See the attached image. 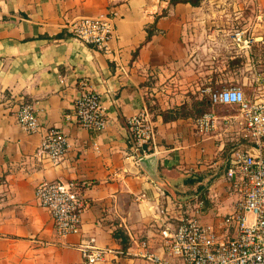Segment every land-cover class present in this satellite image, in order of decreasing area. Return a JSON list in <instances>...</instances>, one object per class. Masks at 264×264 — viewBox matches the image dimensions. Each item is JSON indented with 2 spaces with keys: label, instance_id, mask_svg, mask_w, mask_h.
<instances>
[{
  "label": "crops",
  "instance_id": "0c3cea01",
  "mask_svg": "<svg viewBox=\"0 0 264 264\" xmlns=\"http://www.w3.org/2000/svg\"><path fill=\"white\" fill-rule=\"evenodd\" d=\"M205 3L0 0V264H83L78 245L89 238L105 250L93 264H161L144 257V249L165 264H181L166 249L180 218L195 215L203 224L219 223L233 210L237 195L226 170L235 149L254 151L237 121L228 122L238 116L237 108L213 110L216 123L208 134L197 130L196 116L168 121L161 116L207 96L208 86L255 81L247 68L234 70L224 59H208V52L221 54L229 46L227 28L209 30L212 19H226L228 13L208 10ZM109 10L117 14L110 53L69 34L73 19ZM84 77L106 109L100 132L75 120L77 82ZM18 98L34 104L37 132L18 125ZM150 100L156 101L149 110L155 140L147 156H156V180L140 166L126 124L129 116L149 108ZM54 126L68 141L57 163L36 155L43 132ZM42 180L80 185L87 205L78 232L56 237L52 218L34 193ZM198 201L202 206L196 208ZM114 232L127 236L125 251Z\"/></svg>",
  "mask_w": 264,
  "mask_h": 264
},
{
  "label": "built area",
  "instance_id": "2783aa9c",
  "mask_svg": "<svg viewBox=\"0 0 264 264\" xmlns=\"http://www.w3.org/2000/svg\"><path fill=\"white\" fill-rule=\"evenodd\" d=\"M256 5L257 0H249ZM116 12L109 10L93 16H80L68 23L69 34L80 42L103 53H110ZM243 31L234 33V40L248 46L251 38L242 40ZM257 79V78H256ZM79 94L74 102L77 123L93 132L102 131L107 124L106 109L101 94L87 78L77 82ZM212 105L235 106L240 135L254 151L237 149L233 153L226 177L237 195L233 210L219 223L203 224L196 216H183L166 241L167 252L181 264H264V92L253 88L250 95L236 85L204 89ZM15 116L20 128L28 133L40 128L39 117L32 102L18 98ZM69 114L65 117L69 118ZM195 127L208 134L216 123L213 110L195 117ZM129 141L138 156L146 157L147 148L154 143L155 130L146 107L126 119ZM68 141L58 127H48L42 135L36 155L57 163L66 154ZM38 204L50 214L57 238H65L80 230L81 213L87 202L80 185L73 180H42L34 189ZM202 206L198 201L196 208ZM83 264H93L104 257L105 250L94 239L78 245ZM149 260L165 264L157 255L144 249Z\"/></svg>",
  "mask_w": 264,
  "mask_h": 264
},
{
  "label": "rangeland",
  "instance_id": "374dc122",
  "mask_svg": "<svg viewBox=\"0 0 264 264\" xmlns=\"http://www.w3.org/2000/svg\"><path fill=\"white\" fill-rule=\"evenodd\" d=\"M208 10L223 11L228 13L226 19H212L210 24V32L216 28L223 26L228 29L227 36L229 46L226 51L219 54L218 52H208V59H224L229 62L230 69L236 70L239 68H247L246 75L255 76L254 83H227L228 85H236L243 89L246 95H250L253 88H259L264 92V0H257V4H252L249 0H208ZM221 24V25H220ZM243 31L242 40L251 38L248 46H244L242 42L238 44L234 42V33ZM209 53L211 55L209 56ZM257 78V79H256ZM245 82V81H242ZM194 100L186 105L187 112H194L192 108ZM156 101L150 100L148 111L153 108ZM180 105V106H181ZM151 107V108H150ZM229 113L235 112L230 106H214L211 105L210 110L221 113L226 111ZM209 182V181H208Z\"/></svg>",
  "mask_w": 264,
  "mask_h": 264
},
{
  "label": "trees",
  "instance_id": "16d2710c",
  "mask_svg": "<svg viewBox=\"0 0 264 264\" xmlns=\"http://www.w3.org/2000/svg\"><path fill=\"white\" fill-rule=\"evenodd\" d=\"M201 1L202 0H169V5H173L175 3H188L192 6H199ZM164 13H166V11ZM149 38H150V32H148V36L146 37V40ZM211 105L212 104L210 103L209 98L207 96H203L199 100H194L192 104V108L194 112H187V110H185L186 105H181L178 112H174L173 110H167L164 112L162 111L161 116H162L163 121L173 120L179 116H187V115L199 116L202 113L209 111L211 108ZM147 151L150 152L151 148H147ZM196 188L197 190L204 191V187L201 185L197 186ZM113 235L114 237H120V241H119L120 248L121 250L125 251L127 247L129 246V240L127 236L119 232H114Z\"/></svg>",
  "mask_w": 264,
  "mask_h": 264
},
{
  "label": "water",
  "instance_id": "95a60500",
  "mask_svg": "<svg viewBox=\"0 0 264 264\" xmlns=\"http://www.w3.org/2000/svg\"><path fill=\"white\" fill-rule=\"evenodd\" d=\"M140 166L144 169V171L148 174L150 178L156 180V156L154 154H150L147 157H138Z\"/></svg>",
  "mask_w": 264,
  "mask_h": 264
}]
</instances>
